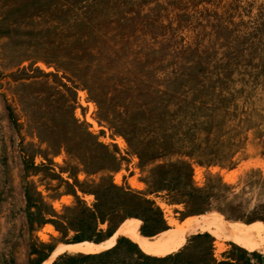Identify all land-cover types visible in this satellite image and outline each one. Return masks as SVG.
Here are the masks:
<instances>
[{"label":"rangeland","instance_id":"rangeland-1","mask_svg":"<svg viewBox=\"0 0 264 264\" xmlns=\"http://www.w3.org/2000/svg\"><path fill=\"white\" fill-rule=\"evenodd\" d=\"M254 224L264 0H0V264H264Z\"/></svg>","mask_w":264,"mask_h":264},{"label":"bare ground","instance_id":"bare-ground-1","mask_svg":"<svg viewBox=\"0 0 264 264\" xmlns=\"http://www.w3.org/2000/svg\"><path fill=\"white\" fill-rule=\"evenodd\" d=\"M206 225V223L201 224L200 222L194 220L187 224L178 226L176 229L169 231L166 235L162 237H156L153 240H148L140 234L138 230V223L135 220H128L120 227L118 233H121L122 235L139 244V246L144 251L151 254H157L170 248L174 244L176 239H178L181 235L193 231L199 227L204 228ZM237 231L243 236V239L247 242L252 243L258 239L264 241V226L261 224H254L252 226H242ZM226 232H228L227 229ZM115 239L116 235L106 243H103L98 248L94 249H90L83 244L62 245L53 252L50 259H54V257L60 252H69L71 254H89L98 252L104 247L110 245L113 241H115Z\"/></svg>","mask_w":264,"mask_h":264},{"label":"trees","instance_id":"trees-1","mask_svg":"<svg viewBox=\"0 0 264 264\" xmlns=\"http://www.w3.org/2000/svg\"><path fill=\"white\" fill-rule=\"evenodd\" d=\"M114 246V245H113ZM111 246V248L113 247ZM100 253V252H99ZM103 253H100V254H97V255H88V256H85L83 258H80V259H75V260H72V263H79V262H84L88 259H95V258H99L100 256H102Z\"/></svg>","mask_w":264,"mask_h":264}]
</instances>
